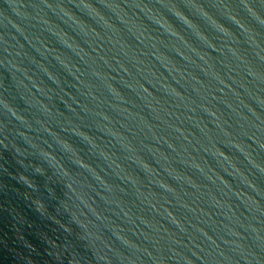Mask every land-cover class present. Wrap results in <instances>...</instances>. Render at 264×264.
I'll return each instance as SVG.
<instances>
[{
	"label": "water",
	"instance_id": "1",
	"mask_svg": "<svg viewBox=\"0 0 264 264\" xmlns=\"http://www.w3.org/2000/svg\"><path fill=\"white\" fill-rule=\"evenodd\" d=\"M0 264H264V0H0Z\"/></svg>",
	"mask_w": 264,
	"mask_h": 264
}]
</instances>
